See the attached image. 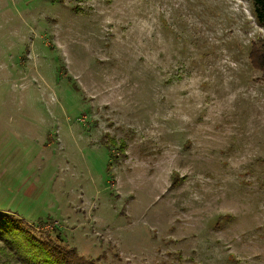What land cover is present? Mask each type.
Returning <instances> with one entry per match:
<instances>
[{"label":"rangeland","instance_id":"obj_1","mask_svg":"<svg viewBox=\"0 0 264 264\" xmlns=\"http://www.w3.org/2000/svg\"><path fill=\"white\" fill-rule=\"evenodd\" d=\"M252 45L250 0H0V212L92 264H264Z\"/></svg>","mask_w":264,"mask_h":264},{"label":"trees","instance_id":"obj_2","mask_svg":"<svg viewBox=\"0 0 264 264\" xmlns=\"http://www.w3.org/2000/svg\"><path fill=\"white\" fill-rule=\"evenodd\" d=\"M250 2L257 23L264 29V0ZM249 60L252 68L260 72L259 79L264 82V45H252ZM173 184H176L175 180ZM0 221V238L12 250L8 252L11 258H16L21 264H92L73 249H66L50 239L43 241L35 238L11 221L7 214L0 212ZM44 224L40 222V225ZM5 263L10 264V259Z\"/></svg>","mask_w":264,"mask_h":264}]
</instances>
